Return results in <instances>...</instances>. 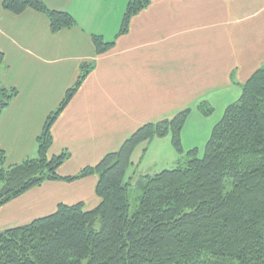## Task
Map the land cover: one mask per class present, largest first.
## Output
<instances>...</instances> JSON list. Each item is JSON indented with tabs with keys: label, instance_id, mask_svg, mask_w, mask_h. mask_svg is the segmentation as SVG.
<instances>
[{
	"label": "crops",
	"instance_id": "obj_1",
	"mask_svg": "<svg viewBox=\"0 0 264 264\" xmlns=\"http://www.w3.org/2000/svg\"><path fill=\"white\" fill-rule=\"evenodd\" d=\"M2 1L0 85L18 90L0 117L6 165L37 157L46 116L84 62L93 67L51 128L48 155L70 154L57 170L62 176L95 165L147 122L198 111L202 102L213 111V100L234 102L264 64V0H150L117 37L118 30L109 36L91 25L104 13L91 17L90 0H43L75 18L74 27L56 33L46 14L31 8L14 14ZM93 34L114 45L96 54ZM96 182V175L44 181L0 207V230L48 215L60 203L92 209L99 202Z\"/></svg>",
	"mask_w": 264,
	"mask_h": 264
},
{
	"label": "trees",
	"instance_id": "obj_2",
	"mask_svg": "<svg viewBox=\"0 0 264 264\" xmlns=\"http://www.w3.org/2000/svg\"><path fill=\"white\" fill-rule=\"evenodd\" d=\"M149 3L127 1L116 37ZM2 7L14 14L28 8L46 14L53 33L76 25L69 12L50 9L43 0H3ZM91 38L96 54L115 42ZM3 61L0 51V67ZM92 67L81 64L75 83L46 116L36 158L6 165L0 148V207L44 181L90 175L97 176L99 202L89 210L83 202L60 203L48 215L0 230V264H264V64L213 125L201 157L190 148L185 163L136 180L141 196L133 212L125 170L135 146L170 133L181 151L180 132L191 109L141 125L95 165L62 176L57 170L70 154L48 155L51 128ZM17 94L0 85V117ZM197 108L204 116L213 112L205 102Z\"/></svg>",
	"mask_w": 264,
	"mask_h": 264
},
{
	"label": "rangeland",
	"instance_id": "obj_3",
	"mask_svg": "<svg viewBox=\"0 0 264 264\" xmlns=\"http://www.w3.org/2000/svg\"><path fill=\"white\" fill-rule=\"evenodd\" d=\"M127 1L128 0H90L89 11L91 17H93L96 12L104 13L101 15L105 18L103 19L99 16L93 23L91 21V25L98 33L104 32L109 34V36L114 34L120 28V20L122 19ZM85 9L87 13V7H85ZM212 102L215 105V111L209 116H204L199 110H190L189 116L180 132L181 151H178L173 145L170 133L162 137L154 136L135 146L130 156V164H128L125 170V180H131L132 184L129 188L130 212L135 211L139 205L141 190L135 185V182L141 175L154 174L163 169H170L178 164L185 163L187 160L186 152L191 148L189 147L191 144L200 146L197 148L198 157L203 155L204 146L210 135L213 124L221 119L224 106L228 102H233V100H213ZM222 107L223 111L221 109Z\"/></svg>",
	"mask_w": 264,
	"mask_h": 264
}]
</instances>
